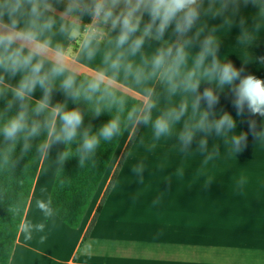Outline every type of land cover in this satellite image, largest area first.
I'll return each instance as SVG.
<instances>
[{
  "label": "crops",
  "instance_id": "1",
  "mask_svg": "<svg viewBox=\"0 0 264 264\" xmlns=\"http://www.w3.org/2000/svg\"><path fill=\"white\" fill-rule=\"evenodd\" d=\"M65 6L66 3L57 5V13ZM148 19L145 14L144 21ZM172 28L174 25L163 40L146 43L142 54L151 56L158 46L179 39L172 35ZM201 29L197 38L195 34ZM210 33L219 44L222 61L242 69V76L251 74L264 79V0H250L247 4L239 0L238 6L229 0H202L200 18L187 34L193 44L181 74L192 68V58ZM52 39L55 42L62 37ZM64 42L75 47L74 41ZM106 51V42H102L94 61L81 58L77 79L102 68ZM129 59L136 66L142 64L140 55ZM160 79L152 76L146 85L137 86L131 76L125 77L121 72L119 88L135 98L137 106L147 102L144 87L152 88L153 119L181 103L188 104L187 112L159 139L154 136L151 123L141 124L105 198L138 126L129 122L79 228L65 225L51 209L47 214L37 206L49 204L60 165L57 157L66 145L53 144L43 155L10 264H264V137L258 135L264 132V116L252 115L246 107L237 115L234 93L226 88L217 93L219 102L212 118L223 112L232 115L237 123L233 133L247 134L243 151L232 153L224 137L215 133L205 137L201 132L184 148L179 134L186 123L191 126L200 119L206 102L201 101L200 111H193L192 97L181 89L170 93L167 80H161L155 92ZM16 82L10 81L13 85ZM55 87L52 103L65 102L59 80ZM207 87L214 86L202 82L200 92ZM40 96L38 89L33 100ZM67 104L74 108L72 100L67 99ZM253 120L256 134L249 127ZM202 138H207L208 143L203 152L198 150ZM214 146L219 148V155L205 163V156ZM141 163L142 180L131 171ZM26 226L31 229V239L25 238Z\"/></svg>",
  "mask_w": 264,
  "mask_h": 264
},
{
  "label": "clouds",
  "instance_id": "2",
  "mask_svg": "<svg viewBox=\"0 0 264 264\" xmlns=\"http://www.w3.org/2000/svg\"><path fill=\"white\" fill-rule=\"evenodd\" d=\"M229 2L238 6L239 0ZM243 2L247 4L250 0ZM61 3L66 6L57 13L56 6ZM201 5L202 0H0V99L6 100L0 109V136L4 141L0 147V168L14 167L17 146L22 145L19 158H23L32 148L33 140L42 133L46 138L37 144L38 153L47 154L57 143L76 144L79 166L83 168L102 142H109L121 133V119L116 115L93 132L91 125L83 126L81 110L70 108L67 99L88 103L95 117L113 107L122 113L126 97L119 88L121 72L125 77L131 76L137 86L146 85L152 76L167 80L170 93L181 89L192 97L193 111H200L201 101L206 102L200 119L191 126L186 123L179 134L184 148L191 145L197 132H201L205 137L213 133L224 137L232 153L242 152L247 134L233 133L237 123L232 115L223 112L218 118H212L214 106L219 102L217 93L230 87L237 115H241L246 107L252 115L264 116V79L251 74L242 76V69L222 61L218 56L219 44L211 33L192 58V68L181 74L188 62V49L193 44V38L187 34L200 18ZM145 14L149 17L147 22L144 21ZM85 16L91 17L90 22H84ZM173 25L172 35L179 39L158 46L151 56H144L146 43L163 40ZM201 31L196 32L197 38ZM57 35L62 40L54 42L52 37ZM64 41H74L75 47ZM102 42L107 45L103 67L78 80L77 66L81 58L94 61ZM137 55L141 56V66L134 65L129 59ZM177 76L178 80L175 79ZM12 80L17 82L13 85ZM57 80L66 101L53 104ZM202 82L214 87H207L201 93ZM38 89L41 96L33 103ZM9 92L11 99H7ZM144 94L147 102L132 106L125 118L135 124L151 123L154 136L159 139L170 132L173 124L181 121L188 104L181 103L153 119V89L144 87ZM14 105H18L17 110L9 115ZM249 127L256 134L254 120L249 121ZM258 135L264 137V132ZM207 149V138H202L198 150ZM217 155L219 148L214 146L205 156V163ZM68 159V151L58 154L60 164ZM131 171L143 179L142 163ZM37 206L41 211L51 213L50 204L38 203ZM9 211L14 212V207L10 206ZM24 231L25 238L31 239L30 227L26 226Z\"/></svg>",
  "mask_w": 264,
  "mask_h": 264
},
{
  "label": "trees",
  "instance_id": "3",
  "mask_svg": "<svg viewBox=\"0 0 264 264\" xmlns=\"http://www.w3.org/2000/svg\"><path fill=\"white\" fill-rule=\"evenodd\" d=\"M89 17L90 16H85L83 18L84 22L87 21ZM161 80L162 79L159 80L155 92L158 89ZM122 93L126 97V106L122 113H118L116 108L113 107L110 111H105L99 117H95L91 110V105L84 101L74 103V108L80 109L83 113L84 127L91 125L92 131L96 132L112 117L119 115L121 119V133L114 136L109 142H102L97 149L95 156L86 160L83 168L79 166L78 155L75 151L76 144L65 146L64 151L70 153V159L59 165L51 191L49 204L52 212L65 225L71 228L76 229L80 227L85 214L103 181L119 143L127 130L130 122L125 118L127 111L132 106H137V100L135 98L124 92ZM7 99H11L10 92ZM34 101L35 100H33V103ZM5 103L6 100L0 99V109H3ZM17 107L18 105H14L12 112H10L9 115L14 114ZM141 124H138L134 135L124 151L123 157L106 191L105 198L114 184ZM45 138L46 134L42 133L40 137L33 140L32 148L23 158H19L22 145H18L15 154L16 156L14 157V159H17L15 166L0 168V264H10L43 158V155L37 152L36 146ZM3 143V137L0 136V147L3 146ZM93 161H95V164H93ZM105 198L101 202L94 220H96L100 213ZM10 206L14 207V212L9 211Z\"/></svg>",
  "mask_w": 264,
  "mask_h": 264
},
{
  "label": "built area",
  "instance_id": "4",
  "mask_svg": "<svg viewBox=\"0 0 264 264\" xmlns=\"http://www.w3.org/2000/svg\"><path fill=\"white\" fill-rule=\"evenodd\" d=\"M90 20H91V17H89V19L87 21H85V23L90 22Z\"/></svg>",
  "mask_w": 264,
  "mask_h": 264
},
{
  "label": "rangeland",
  "instance_id": "5",
  "mask_svg": "<svg viewBox=\"0 0 264 264\" xmlns=\"http://www.w3.org/2000/svg\"><path fill=\"white\" fill-rule=\"evenodd\" d=\"M161 84V83H160ZM160 86V85H159Z\"/></svg>",
  "mask_w": 264,
  "mask_h": 264
}]
</instances>
